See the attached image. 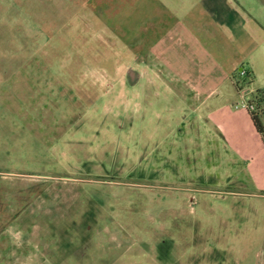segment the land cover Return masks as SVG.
<instances>
[{
    "label": "rangeland",
    "instance_id": "1",
    "mask_svg": "<svg viewBox=\"0 0 264 264\" xmlns=\"http://www.w3.org/2000/svg\"><path fill=\"white\" fill-rule=\"evenodd\" d=\"M171 58L257 107L264 0H0V264H264L262 135L205 132Z\"/></svg>",
    "mask_w": 264,
    "mask_h": 264
},
{
    "label": "crops",
    "instance_id": "2",
    "mask_svg": "<svg viewBox=\"0 0 264 264\" xmlns=\"http://www.w3.org/2000/svg\"><path fill=\"white\" fill-rule=\"evenodd\" d=\"M173 60L174 59L171 58L167 59L165 62L168 67L165 76H169L170 79V83L164 79L166 96L174 94L185 101L184 93L181 89L179 90L182 86L178 85V83H183L188 89L191 88L195 90L193 96L197 102H195L193 109L195 114L197 113L198 120L201 122L202 129L205 130V132L212 131L213 135L217 137L216 140L228 142L227 144L231 143L232 146L245 147L247 145L244 133L246 136H249L251 140L258 141L259 135L254 129L249 113L240 109L233 110L228 104L224 103L228 97H231L233 92L227 89L221 91L220 88L217 90V85L208 90H199L201 82L204 81V79L206 80L209 76L214 75L211 68H202L203 65L198 61H192L193 64L190 66L187 65L186 68V65H179L177 63L178 61L176 62ZM194 67H196V71H194ZM202 76L204 79H200ZM230 80H232V78ZM231 82L235 85L233 81ZM235 92L236 91H234V93ZM235 94L237 95V93Z\"/></svg>",
    "mask_w": 264,
    "mask_h": 264
},
{
    "label": "trees",
    "instance_id": "3",
    "mask_svg": "<svg viewBox=\"0 0 264 264\" xmlns=\"http://www.w3.org/2000/svg\"><path fill=\"white\" fill-rule=\"evenodd\" d=\"M257 111L252 112L251 119L257 132L262 135L264 141V129L261 118L264 117V97L257 95Z\"/></svg>",
    "mask_w": 264,
    "mask_h": 264
},
{
    "label": "built area",
    "instance_id": "4",
    "mask_svg": "<svg viewBox=\"0 0 264 264\" xmlns=\"http://www.w3.org/2000/svg\"><path fill=\"white\" fill-rule=\"evenodd\" d=\"M245 93L246 92L244 90H241V96L243 97V99L240 101V103L237 102L236 107L243 108L252 114V112L257 110V107L254 102L250 101L249 99L245 97L246 96Z\"/></svg>",
    "mask_w": 264,
    "mask_h": 264
},
{
    "label": "clouds",
    "instance_id": "5",
    "mask_svg": "<svg viewBox=\"0 0 264 264\" xmlns=\"http://www.w3.org/2000/svg\"><path fill=\"white\" fill-rule=\"evenodd\" d=\"M11 231H12V230H11V229H9V233H11Z\"/></svg>",
    "mask_w": 264,
    "mask_h": 264
}]
</instances>
